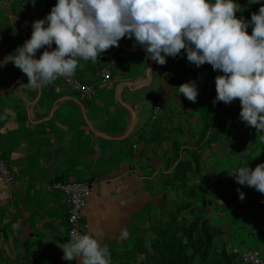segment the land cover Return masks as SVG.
Returning <instances> with one entry per match:
<instances>
[{
  "label": "crops",
  "instance_id": "1",
  "mask_svg": "<svg viewBox=\"0 0 264 264\" xmlns=\"http://www.w3.org/2000/svg\"><path fill=\"white\" fill-rule=\"evenodd\" d=\"M9 1H0V63L30 38L31 23L47 15L24 17L20 0ZM101 66L81 60L72 76L38 90L24 86L27 76L10 61L0 68V159L14 175L11 182L0 180V198L9 202L11 227L41 245L46 264H81L79 258L63 260L57 246L68 240L60 183L93 182L82 221L110 256L134 248L156 208H178L188 199L172 186V171L160 160L140 159L136 152L154 104L171 92L166 66L150 60L134 38L118 42L111 80L102 81ZM72 78L91 85V101H79L66 82ZM210 161L196 180L206 218L236 251L258 252L264 262V219L241 210L237 189H243L229 173L231 159ZM125 229L128 235L121 238Z\"/></svg>",
  "mask_w": 264,
  "mask_h": 264
},
{
  "label": "clouds",
  "instance_id": "2",
  "mask_svg": "<svg viewBox=\"0 0 264 264\" xmlns=\"http://www.w3.org/2000/svg\"><path fill=\"white\" fill-rule=\"evenodd\" d=\"M252 4L260 5L258 11L244 19L236 15L242 11L238 0H56L44 18L31 23L30 38L5 57L0 68L10 61L27 76L24 86L38 90L72 76L81 60L96 63L122 38H134L158 65L183 50L196 68L208 64L222 73L214 77L213 104L238 99L239 120L254 128L264 144V3L248 0ZM40 49L44 51L36 58ZM176 89L188 101H196L194 81ZM231 176L264 195V163L254 169L239 166ZM237 191L243 200L244 193ZM127 235L126 229L121 231V238ZM57 246L65 261L111 264L109 248L90 234H73Z\"/></svg>",
  "mask_w": 264,
  "mask_h": 264
},
{
  "label": "rangeland",
  "instance_id": "3",
  "mask_svg": "<svg viewBox=\"0 0 264 264\" xmlns=\"http://www.w3.org/2000/svg\"><path fill=\"white\" fill-rule=\"evenodd\" d=\"M36 1H40L39 11L33 4ZM238 2L242 11L236 15L244 19H250V14L260 7L248 5V0ZM20 3L24 17H32L35 11L36 16L43 17L56 0H20ZM181 53L175 58L166 57L164 65L171 92L162 99L161 111L135 143L140 146L136 147L138 158L150 162L160 160L164 169L172 171V186L188 199L178 208L169 205L156 208L152 224L146 232L142 230L138 234L134 248L115 252L110 256L111 264H248L245 253L236 251L225 239L224 232L206 218L205 209L199 204L201 197L196 180L202 174L200 166L204 163L202 166L207 168L205 165L212 164V157L231 159L230 174L246 164L254 169L264 163V144L259 143L254 128L239 120L238 99L228 105L213 104L214 77L222 73L213 71L208 64L196 68L187 61L183 50ZM190 81L198 88L195 102L188 101L176 89ZM0 180L8 183L1 177ZM240 189L246 191L245 199H248L238 201L241 210H250L256 219H264V195L251 187L241 185ZM8 203L0 198V264H46L41 245L33 239L22 238L11 227Z\"/></svg>",
  "mask_w": 264,
  "mask_h": 264
},
{
  "label": "built area",
  "instance_id": "4",
  "mask_svg": "<svg viewBox=\"0 0 264 264\" xmlns=\"http://www.w3.org/2000/svg\"><path fill=\"white\" fill-rule=\"evenodd\" d=\"M116 53L117 46L106 50L99 57V61L102 63L100 75L103 82H107L113 77ZM66 82L71 86L79 101H91L93 97V88L91 85L83 83L76 78L67 79ZM162 107L163 101L159 99L154 104L152 119L161 111ZM0 177L7 182H11L14 179L12 168L4 159H0ZM57 187L60 188L65 197L68 240L71 239L73 234H86L87 226L83 223L82 219L86 202L93 191V182H67L60 183ZM244 259L248 264H264L260 253L255 251L245 253Z\"/></svg>",
  "mask_w": 264,
  "mask_h": 264
},
{
  "label": "trees",
  "instance_id": "5",
  "mask_svg": "<svg viewBox=\"0 0 264 264\" xmlns=\"http://www.w3.org/2000/svg\"><path fill=\"white\" fill-rule=\"evenodd\" d=\"M33 3H34V4H40V1H36V2H33ZM98 61H99V59H98ZM99 63L102 64L100 61H99ZM101 68H102V66H101ZM152 227H153V226H152ZM152 227H151V228H152ZM151 228H149L148 230H151ZM146 231H147V229L144 230L143 232H146ZM143 232H142V233H143ZM154 232L156 233L155 236L158 237V235H159L158 232H157V231H154ZM149 233H152V231L149 232ZM144 234H145V233H144Z\"/></svg>",
  "mask_w": 264,
  "mask_h": 264
},
{
  "label": "water",
  "instance_id": "6",
  "mask_svg": "<svg viewBox=\"0 0 264 264\" xmlns=\"http://www.w3.org/2000/svg\"><path fill=\"white\" fill-rule=\"evenodd\" d=\"M133 131H134V126L129 130V132L122 139H127L132 134Z\"/></svg>",
  "mask_w": 264,
  "mask_h": 264
}]
</instances>
